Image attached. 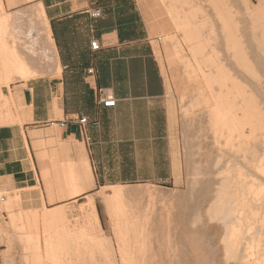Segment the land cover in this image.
<instances>
[{"label": "crops", "instance_id": "obj_1", "mask_svg": "<svg viewBox=\"0 0 264 264\" xmlns=\"http://www.w3.org/2000/svg\"><path fill=\"white\" fill-rule=\"evenodd\" d=\"M39 6L58 67L1 88L11 106L0 113V191L10 193V211H0V264L18 251L16 240L29 236L24 264H33L50 234L42 242L31 235L65 209L76 215L97 189L164 184L176 167L165 80L138 1L0 0V15H8V26L20 16L26 27L32 21L25 38L35 45L41 33L35 37L29 11ZM95 10L100 16H92ZM98 88L113 96L114 106L97 101ZM43 142L62 147L42 151ZM86 169L90 182L83 179Z\"/></svg>", "mask_w": 264, "mask_h": 264}, {"label": "bare ground", "instance_id": "obj_2", "mask_svg": "<svg viewBox=\"0 0 264 264\" xmlns=\"http://www.w3.org/2000/svg\"><path fill=\"white\" fill-rule=\"evenodd\" d=\"M239 2L245 16V24L239 29L241 39L237 41L235 39L238 37H234L233 51L222 53L223 60L217 58L215 51L208 50L211 46L215 48V45L210 44L211 37L201 35L206 21H198L197 9L187 6L186 10L180 4L177 9L175 2L169 5L166 3L172 24L170 27L180 32L183 42L190 47V55L192 54L197 63L196 69L192 68L189 59L183 54L181 43L174 35H166L165 45L170 48L171 62L181 64L178 65L180 70L175 68L174 72L185 71L187 78L193 81H190L193 89H189L192 90L189 93L188 87H180V102L189 132L187 135H192L194 142L191 145L194 144L195 151L192 158L187 155L189 161L186 163L190 165V174L185 189L155 197L148 189L145 191L115 185L109 186L111 190L106 193L105 187H101L104 190L100 191V195L106 202L108 215L122 219L115 221L111 226L114 227L119 242L120 264H264V0ZM198 7L202 9L200 5ZM162 8L164 10V6ZM219 8L221 11V7ZM42 9L40 6L32 9V14L40 19V23L37 22L42 26V46L45 51L28 46L27 43H17L15 37V41L10 40L13 38L12 34L8 37L11 30L8 32L6 28L9 17L0 15V113L10 111L11 106L6 95L1 92L2 87H9L18 80L25 81L42 71L47 72L50 67H55L54 65L58 67L56 61L54 63L53 42L49 37ZM154 14L159 16L156 12ZM205 14L209 15V12ZM152 15L150 18H153ZM147 21H150L149 17ZM243 22L241 20V23ZM165 24L166 22L164 27ZM233 28L234 26L230 29ZM216 30L212 27L209 29L212 33ZM168 31L170 30L166 32ZM45 52L50 55V61L47 63L43 58ZM178 79L181 80L179 77ZM187 85L189 86V83ZM195 110H200L199 115ZM10 117L9 115L7 119ZM61 145L60 143L58 147L61 148ZM78 151H82V148ZM82 175L85 182L91 181L87 169L82 170ZM89 186L86 184L82 189ZM78 192L79 189L69 191L65 196ZM142 197L147 198V201ZM139 198L141 199L138 200ZM125 200H129L127 207L130 211L126 221L123 220ZM140 201L145 205L141 210ZM156 202L163 211H157L155 215L151 206ZM84 208L90 209L92 217L91 221L86 219L87 225L81 232L78 235H70L59 231L48 235L44 241L43 255L37 257L33 264H39L41 261L73 264L76 257L81 258L82 264H85V256L87 258V255L94 252L92 246L105 243L106 240L98 239L95 234L100 224L92 196L88 198ZM134 208L143 211L138 210V213L135 210V213ZM152 217L159 219L155 224L154 219L151 221L158 227L157 231L156 228L153 230L155 235H152V232L150 234L147 228ZM97 250L99 251V248ZM90 257L87 260H91Z\"/></svg>", "mask_w": 264, "mask_h": 264}, {"label": "rangeland", "instance_id": "obj_3", "mask_svg": "<svg viewBox=\"0 0 264 264\" xmlns=\"http://www.w3.org/2000/svg\"><path fill=\"white\" fill-rule=\"evenodd\" d=\"M137 1H138V4H139V6H140V8L142 10L146 25H147L148 30H149V36H150V41H151V44H152V47H153L154 55H155L156 59L158 60V63L160 65V68H161V71H162V74H163V77H164V80H165L166 92H165V95H164V100H165L166 106H167V108H168V110L170 112V115H171L172 137H173V141H174V144H175V152H176L175 153V155H176V167H175V173H174L173 179L171 181H168V182L164 183V184H159V185L158 184H135V185L125 184V185H122V186H123V188L142 189V190H145V191H146V189H148L151 192L152 196H155V197L156 196H165L170 191H175V190H178V189H185L186 188L185 186L187 185V178L189 177V174H190V167H189L190 165L188 163H186V162L189 161L188 159L190 157L192 158V155H193L192 153H194V151H195L194 144H193V146L191 145L194 142L193 137H192V135L188 136L189 132H188V128H187L185 119L183 118L184 115H183V112L181 111L182 107H181V102H180V89L182 87H185V88L188 87L187 88V92L188 93H189V91L191 92L192 90H189V89H193L192 88L193 86H191V85H193L191 83L193 81H192L191 78L190 79L187 78L188 75H186V73H184L185 71L183 69L184 68L183 66H181V67H183L182 68L183 71H184L183 73L181 72L182 70L181 71H177V72H181V74L177 73V72H174V71H176L175 68L177 70H180V68H179L180 66L178 67V65H181V64L171 62L170 51H169L170 48H169L168 45H165V44H167L165 42L166 35H171V36L174 35L176 37V39L181 43L183 54L185 55L186 59H189V63L192 66V68L196 69V65H197L196 60H194V57L191 56L192 54L190 55L191 50L190 51L188 50L189 46L185 45V43L183 42L184 40L182 39V36H181L180 32H178L177 29L172 27V26H171L172 27V29H171L170 25H172V24L169 21L170 20V17H169L170 15H168V13H167L168 9H167L166 6H167V4L169 5V3L172 4L173 2H175L174 6L175 7L177 6L176 7L177 9H179V7H180L179 4L181 6H183L184 8H186V10L189 7L196 8L197 9V19H198V21H202V20L204 22L206 21L205 25H206V27L208 26V28H206L205 25H204L205 29H204V27H203V29L206 32H204L202 30L201 31V35L204 36V37L205 36L206 37L207 36L211 37L210 38L211 40H209V42H210L211 45H215V48H213L214 46H211L210 49H208V50L209 51H211V50L215 51L217 53V58H219L220 60L224 59V58H221V55L223 56L222 53H224V54L225 53H231L233 51V41L232 40L234 39V37L235 38H236V36L238 37V38L235 39L237 41L241 39V30H239V29H241V27L244 26V24H245V20H244L245 16H244V13H243L242 9H240L241 4H240L239 0L237 2L234 1V0H210V1L209 0H195V1H193V2H196L195 4L192 2V0H184V1L173 0L172 3H171L172 0H170V2H169V0H162V1L161 0H154V2H153V0H137ZM164 1H165V3H164ZM156 2H158V4H156ZM181 2L183 4H181ZM185 4H188V5H185ZM196 4H198V5H196ZM158 5H159V7H158ZM161 5L164 6V10H163ZM199 5H200V8H202V9H199V7H198ZM187 6H188V8H187ZM219 7H221V11H219V9H220ZM224 8H225V11H224ZM160 9H161V11H160ZM30 12H31L30 16L33 18V20L34 21L36 20V22H35L36 25H37L36 28L38 29V30L35 31V35H36L35 37L39 36L40 33H41V39L40 40L35 39L37 41L35 45L30 44V43H28L26 41L25 34L27 32V27H28V29H30L33 26V22L28 20L27 27H26L21 22L22 18L19 19L21 16L18 19L16 18L17 20L15 19L14 22L11 23V26L9 25L8 27H6V28L12 29L11 32L14 33L13 34V33L8 31L9 32L8 37L12 34L11 36H13V38L12 39L10 38V40L15 41L17 39V41H15L17 43H22V44H26L27 43L26 45H28V46L29 45L30 46H35V49L45 51L44 46H42L43 45V31L41 29V27H42L41 24H39L40 23V19H38L37 16L33 15L32 11H30ZM155 12L157 14H159V16H161V17H159L158 15H155L154 14ZM205 12L206 13L209 12V15L205 14ZM220 12H222V13H220ZM161 13H163L165 15H163ZM214 13H216V14H214ZM236 13L237 14L239 13V15H237ZM203 14H205V15H203ZM151 15L153 16V18H150ZM202 15H203V17H202ZM2 16H6V15L3 14ZM155 16L159 20H157L155 18ZM236 16H238L237 20H236ZM6 17L8 18V16H6ZM148 17H149L150 21H147ZM162 17H164L165 19L162 18ZM231 18H233V19H231ZM240 18H241L242 22L244 21L243 23H241ZM161 19H163L162 20L163 23H161L162 22ZM151 20H155L156 22L155 21L153 22ZM8 21H10V18L7 20V22ZM227 21H229V22H227ZM237 21H239V22H237ZM164 22H166L165 27L163 26ZM239 23H241V26L239 25ZM8 24H9V22H8ZM38 24H39V26H38ZM153 24L156 25V26L153 27L152 26ZM229 25L231 27L234 26L233 30L230 29L231 27H229ZM6 26H7V24H6ZM167 26H168V29L171 31V33H170V31H168V33L166 32L168 30ZM221 26H222V29H221ZM150 27H153V28L150 29ZM211 27L214 30L217 29L216 30L217 32L215 31L216 34L214 32L212 33V32L209 31V29ZM214 27H217V28L215 29ZM17 29H20V30L18 31ZM162 29H163V31H162ZM207 29H208V32H207ZM234 30H236V31H234ZM221 35H222V37H221ZM179 36H181V37H179ZM215 37L216 38L219 37V38L216 39ZM213 38H215V40H213ZM38 41L40 42L39 44H38ZM224 42H226V43L224 44ZM221 43L226 45V46L222 45ZM216 47L218 48V50H216ZM189 49H190V47H189ZM227 50H230V51H227ZM43 58H44V62L45 63L50 61V55L46 54V52H45V55L43 54ZM229 58H231V56ZM171 64H172V66H171ZM168 67H170V68H168ZM45 72L46 71H44V72L42 71V72H40L39 74H36L33 77H36L38 75H44V74L47 73V72L46 73ZM33 77H31V78H33ZM178 77L181 78V80L178 79ZM28 79H30V78H28ZM187 79L189 81H187ZM18 81H22V80H18ZM13 83H16V82H13ZM187 83H189V86L187 85ZM190 83H191V85H190ZM179 85H181V86H179ZM199 112H200V110H195V113H198V115H199ZM185 137H186V139H185ZM187 137L189 139H187ZM185 141H186V143H185ZM55 144L58 145V143H55V142H54V144L52 142H43L42 145L40 146V148H41L42 151L56 150V148L58 146L55 145ZM185 144H187V145L185 146ZM54 145H55V147H54ZM187 149H188V151H187ZM189 151H190V153H188ZM187 155L189 156V158H187L188 157ZM187 169H188V171H187ZM108 187L109 186L104 188V189H106L105 190L106 193H108L109 190H111ZM104 189H102V188L97 189L96 191H94L92 197H93V201H95V204H96V210H97V215H98L99 224H100V226H99L100 230L99 229H98V231L95 230V232H96L95 234H97V236L99 237L98 239L101 238V239H104V241L105 240L106 241H105V243L101 244L102 247H99V246H101L100 244H98L99 246L97 244H94V246H92V252L93 251L94 252L89 255V256H91L90 257L91 260L88 259L91 262L90 263L88 262L87 258L89 256L87 255V258L85 256V261H86L85 264H114V263L115 264H120V259H119L120 258V253H119V244H118L119 242H118L117 234H116V232H114L115 231L114 227H111V226H113L115 221H122V219L119 218L118 216H115V217L111 218V216L108 215L109 213L106 211L108 209H107V207L105 208V206H107L106 202H104V199L100 195V191L104 190ZM9 195H10V193H6V192L0 191V211H2V210H6L7 212L10 211V208L8 207V202H7V200H9ZM2 197L6 198V201H1ZM88 198L89 197H86L87 201H88ZM143 198H144L145 201H147V198L142 197V199ZM83 199L85 200V198H83ZM140 199L141 198H139L138 200H140ZM84 200H81V201H84ZM128 201L129 200H125L124 201V203H126V204H124V206H125V208H124L125 214L123 216V220L124 221L128 220V218L130 216V211H128V207H127ZM135 201H137V200H135ZM145 201H144V203L146 204ZM137 202H139V201H137ZM141 202L142 201H140V204H139V206L142 204V207L140 206V210H141V208L145 207V205L143 206V203H141ZM135 203H134V205H136V204L138 205V203H136V204ZM158 205L160 206V204L159 203L157 204V202H156V204L151 206L152 207V213H155V212L157 213V211L159 213V211L162 210V209H160V207ZM84 206H85V204H82L80 206V208L76 211V215L74 213V209H72V210L65 209V211L63 210V212H62L61 216H59V218H55V221H52L48 226L42 227V231H41L40 234L38 233V231H37V233H35L33 235L30 234L31 237L32 236H37L39 241L42 242L43 238H44V236L46 234L47 235L48 234H55V233H57L59 231H64V230L68 231V233L70 235H73V234L74 235H78L81 232V230L85 227V225H87V220H90L91 217H92V215H90L91 214L90 209L84 208ZM154 206H156L158 208L155 207L156 208V210H155ZM135 207H138V206H135ZM135 210H136V208H134V211H133L135 213H137V212L139 213V211H140L139 208H138L139 211L136 210L137 211L136 212ZM153 210H154V212H153ZM142 211H143V209H142ZM142 211H140V212H142ZM156 213H155V215H156ZM8 217H9V219L12 222V215L8 214ZM155 218L157 219V217H155ZM155 218L152 217V219L149 220V224H147V228H149L148 230H149L150 234L152 232V235L156 234V233L153 232L154 228H156L155 229L156 231H157V228H158L154 224H155V222L157 223V221H159V219L155 220ZM153 219H154V224H153V222L151 223V221H153ZM150 223H151V225H150ZM63 226L65 227L64 229H63ZM28 236H29V234H28ZM40 236L42 238H39ZM29 237L26 238V239H18V240L15 241V242H18L20 244V247L18 248V251L16 253H13L12 256H8V263L7 264H24V258L28 255V253L31 252L29 246H27V244L29 243ZM106 244H107V246H106ZM97 248H99V251L97 250ZM100 249H102V250H100ZM8 252L10 254V249H9ZM107 254H108L109 258L107 257ZM73 264H82L81 258H77L76 257V259L73 262Z\"/></svg>", "mask_w": 264, "mask_h": 264}, {"label": "built area", "instance_id": "obj_4", "mask_svg": "<svg viewBox=\"0 0 264 264\" xmlns=\"http://www.w3.org/2000/svg\"><path fill=\"white\" fill-rule=\"evenodd\" d=\"M92 16L94 17H98L100 16V12L98 10H95L93 13H92ZM91 48L92 49H97L98 48V45H97V41H93L91 42ZM96 96H97V101L103 105V106H106V107H111V106H114L115 103H116V100L113 98V96L107 94L104 89L102 88H98L97 91H96ZM86 121L85 118H81L79 120L80 123H84ZM4 197L1 198V201H3Z\"/></svg>", "mask_w": 264, "mask_h": 264}]
</instances>
